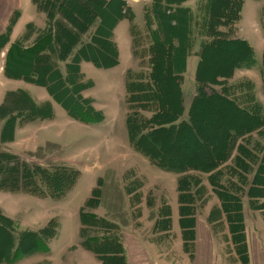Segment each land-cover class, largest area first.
<instances>
[{"label":"trees","instance_id":"16d2710c","mask_svg":"<svg viewBox=\"0 0 264 264\" xmlns=\"http://www.w3.org/2000/svg\"><path fill=\"white\" fill-rule=\"evenodd\" d=\"M185 1L151 0L144 7L143 46L126 0H32L45 15V25L38 28L27 23L21 37L6 51L3 72L8 78L45 87L73 120L100 123L104 115L94 107L92 98L81 93L93 83L82 79L80 62L89 61L97 68L115 66L118 52L112 31L119 20H129L132 54L146 66L140 71L128 69L125 74L129 144L156 167L178 174L179 225L190 258L197 208L209 197L202 183L206 179L218 200L207 214L214 235L221 232L230 242L236 264H250L243 198L247 197L250 210L264 213V111L251 80L229 83L235 68H250L255 63L248 42L232 36L243 0H200L195 13L183 5ZM18 15L15 12L0 33V50L9 42ZM196 37L200 47L195 93L187 118L180 119L184 112L181 83ZM214 56L223 58V63L211 65ZM208 114H220L226 120L211 130ZM53 115L50 102L36 103L24 89L5 93L0 103V191L57 199L75 185L79 170L72 165L44 166L2 148L13 140L18 123L48 120ZM51 145L46 142L30 155L42 158ZM142 184L129 179L121 188L114 171L107 169L79 209L81 245L103 264L107 257L123 254L121 226L130 222L125 195L130 204L139 201ZM115 191L117 199L110 195ZM104 196L113 208L100 216L92 209ZM147 202L152 205V198ZM12 225L0 210V252L6 247L7 263L35 251H48L47 242L56 235L58 222L52 218L39 230H22L16 237ZM170 229L171 210L162 201L152 228L154 239H168Z\"/></svg>","mask_w":264,"mask_h":264},{"label":"rangeland","instance_id":"374dc122","mask_svg":"<svg viewBox=\"0 0 264 264\" xmlns=\"http://www.w3.org/2000/svg\"><path fill=\"white\" fill-rule=\"evenodd\" d=\"M145 1L149 2L150 0ZM243 1L245 4L242 10V18L237 23V26L241 29L243 35L249 38L254 50L256 64L252 69H238L234 76L231 77L230 82H236L243 76L249 77L255 85L257 97L262 101L264 106V72L263 76L261 73V70H264V0ZM127 2L129 5V0ZM131 7L135 14L134 22L138 26L142 44L145 46L143 40L145 39L146 30L143 20L142 3H133ZM21 9L22 17L19 19L14 30L13 37L15 38L23 31L25 24L34 17L33 11H36L30 0H23ZM35 13L43 17L42 13L38 11ZM222 29L224 28L222 27ZM115 40L119 50V61L115 66L96 68L91 63L84 61L81 64V70L85 78L93 82L91 87L84 90V95L93 98L94 107L104 115V120L100 123L86 124L77 120H71L67 116L66 111L51 99L44 87L18 79H6L1 84L2 73H0V99L3 96V88L4 91L22 88L27 90L33 98L49 100L57 110L56 115L50 120L42 121L36 119L27 126L25 125L24 127H27V131L18 134L15 142H12L13 140L10 141L11 144L5 142L7 146L4 145L5 143L2 144V148L19 155L21 159L35 161L44 166L53 163H66L79 170V176L75 185L61 198H45L44 201H41L37 197L24 192L0 191V197H7L2 201L1 205L5 212L16 220L17 230L34 227V224H37L43 217H47L48 215L50 218L55 217L57 219L58 226L60 224L61 228L60 233L52 242V255L58 259L66 253L69 247L76 249V251H85L80 247L74 248V244L78 242L79 238V208L86 198L90 196L92 188L97 184V178L102 176L107 169L114 171L115 179L119 182L121 188H124L129 183V179L136 178L138 180L141 179L144 183L142 191L145 197L153 193L155 197L154 201H156L155 209L149 211V208L146 206V197V204L145 202L143 204L148 208V214L145 215L144 213L137 218L140 221V225L142 224V229L139 231H142L143 235L146 234L147 236V233L151 235L154 220L157 217V210L164 199L171 206L173 219L172 228L169 233L170 237L167 240H170L172 249L176 240L181 243L178 223L176 174L165 172L151 164L144 156L135 152L128 141L125 125L128 112L125 101V73L127 69L140 71L145 69L146 66L143 63L141 64L140 59L132 55L130 23L127 19L124 18L119 21L115 32ZM199 47L200 40L197 38L192 53L188 57L186 71L183 74L182 94L184 112L180 119L187 118V109L195 86L194 72L198 61L197 52ZM220 61L223 63V58L214 56L210 63L211 65L215 63L220 64ZM225 63H227V60H225ZM221 117L222 115L220 114H217V116L215 114H208L207 125L211 130L213 128L217 129L218 125L225 122L226 119L223 118L226 117ZM46 142L54 145L48 147L43 153L44 156L42 158L30 155L38 147L45 146ZM204 181L207 183L206 180ZM106 182L109 184L110 179H107ZM206 190L205 196L212 195L210 194L211 188L209 185L208 187L206 186ZM110 192H112V188ZM116 194L117 192L115 191L110 195H113L117 199ZM105 196L102 198V203L97 208L92 209L97 215L106 216L107 208H113L109 197ZM243 202L246 206V198L243 199ZM12 203L13 205H9ZM115 203L117 204V202ZM129 204V196L125 195L124 207L128 212L130 222L126 226L122 225L121 227H123L125 233L134 232L139 234L135 229H129V224L133 223L136 219V217H133V211ZM14 205L16 207L12 208ZM203 205L205 204L203 203ZM203 205L199 208L203 209ZM151 213H153L152 217H150ZM206 213L203 218L201 217V221L204 218L207 221ZM245 216L247 228L251 232V235L254 233V237L253 235L252 237L259 244L258 246H254V250L258 252V250L262 249L264 257V213L249 211L246 207ZM210 231L212 232V229ZM215 235V240H217V260H215V264H236L235 254L231 249L230 242L223 239L221 232ZM1 238L2 235L0 233V240ZM145 241L149 242L147 237ZM88 254L93 257L92 253L88 252ZM180 255L182 256L175 254V252L172 253L170 247H163L162 253L159 254L160 257L157 255L159 258H156L155 264H189L190 257L187 256L185 250L183 252L181 249ZM39 257H41V253H35L23 258L16 264H34V260ZM253 264L264 263L256 259L253 261Z\"/></svg>","mask_w":264,"mask_h":264},{"label":"crops","instance_id":"0c3cea01","mask_svg":"<svg viewBox=\"0 0 264 264\" xmlns=\"http://www.w3.org/2000/svg\"><path fill=\"white\" fill-rule=\"evenodd\" d=\"M30 1L33 4L32 0H30ZM198 1H200V0H187V1H185L183 3V5L189 7L191 9V11L193 13H195L196 12V5L198 4ZM145 2H146L145 0H142V1L141 0H129V3H130L129 6L131 7V5L133 3H142V11H143L144 7L147 6L151 2V0L149 2H146V3ZM22 3H23V0H0V33H2V32L5 31L6 27L9 24V21H10L11 17L14 15V13L15 12H18L19 13V15L17 16V19H16L15 23L12 26V29H11V32H10V35H9V42L6 44V46L3 48V50H0V73H2V82H1V84H3L6 79H11V78L6 77L4 75V72H3V65H4V61H5V54H6V51H7L8 47H9V45L12 42H14L15 40H17L18 38L21 37V35L25 31V27H26L27 23H33L36 27L41 28V27H43L45 25V22H46L45 15L42 12H39L37 10L36 6L33 4L34 7H35V9H36V11H38L39 13H42L43 14V17L41 15L35 13L36 11L35 12L33 11V16L34 17H32V19L25 24L23 31L20 33V35L17 38L13 37L14 30H15L17 24H18V21L22 17V9H21ZM244 4H245V2L243 1L242 7H241V12H240V18H239V20L242 18V10H243ZM239 20L237 21V23L239 22ZM119 21L115 24V26L113 28V31H112V40L115 42L116 47H117L118 61H119V50H118L117 42L115 40V32H116V28H117V25H118ZM237 23L235 25L236 28H235L234 32L232 33V36L235 37V38H240V39H243V40L247 41L248 44L251 46V48L253 50V47H252V45L250 43L249 38L247 36H244L243 35V33L241 32V29L238 28ZM222 30H225V28L222 29ZM196 39H197V37H196ZM131 42H132V37H131ZM191 53H192V51H191ZM191 53L189 55H191ZM253 54H254V50H253ZM254 59H255V55H254ZM83 61L84 62H89V61H86V60H82L80 62V69H81V64H82ZM187 62H188V58H187ZM255 64H256V59H255L254 65ZM196 65H197V63H196ZM254 65L252 67H250V68H243V67H241V68H235L232 77L234 76L235 72L238 69H246V70H248V69H252L254 67ZM60 68L62 70H64V63H61L60 64ZM186 68H187V65H186ZM195 68H196V66H195ZM81 73L83 74L82 75L83 76V78H82L83 80H90V79H86L85 78L84 73L82 72V70H81ZM230 79H229V83H235V82H230ZM243 79H249V80H251L249 77L243 76L238 81L243 80ZM15 80H17V79H15ZM18 80H23V79H18ZM194 81H195V78H194ZM27 83H29V82H27ZM31 84H33V83H31ZM182 84H183V81L181 83V90H182ZM34 85H36V84H34ZM253 85H254V83H253ZM37 86H39V85H37ZM17 89H22V88H17ZM86 89H88V88H86ZM86 89H84V90H86ZM12 90H16V89H12ZM84 90L81 91V93H82L83 96H85L84 95ZM7 91H11V90H7ZM7 91H4V88H3V93H2L3 96L0 99V103L2 102V98L4 97V95H5V93ZM254 91H255V85H254ZM194 93H195V86H194V90L191 93V99H192V96L194 95ZM255 95H256V92H255ZM31 97H32V95H31ZM85 97H89V96H85ZM182 97H183V94H182ZM256 97H257V95H256ZM257 99L262 104V101L258 97H257ZM33 100L36 103L50 102L49 100H39L38 98H33ZM51 105H52V108H53L54 115H56L57 110L54 107L53 103H51ZM262 107H263V111H264L263 104H262ZM67 116H68V114H67ZM69 118L71 120H73L71 117H69ZM37 120H39V119H37ZM48 120H50V119H48ZM32 122L33 121L27 122V123H18L16 125V127H15L14 139H13L12 142H15L17 140V135L18 134L25 133L27 131V127H24V126L25 125L27 126L29 123H32ZM8 143L11 144V142H8ZM4 145L7 146L6 143ZM138 154H140V153H138ZM140 155H142V154H140ZM160 170H162V169H160ZM163 171H165V170H163ZM165 172H169V171H165ZM170 173H174V172H170ZM174 174H176V173H174ZM177 176H178V174H176V191H177V202H178ZM204 180H206V179H203V181ZM203 181H202V183L205 184L208 187V185H209L208 181L206 180L207 183H205V181L204 182ZM142 183H143V181H142ZM143 184H142V186L139 189V192H140V195H141L140 196V200L139 201H136V202H133V204H129V206L131 207V209H132V211L134 213V216L133 217H136V219L133 221V223L129 224V229H135L136 231L139 232V234L134 233V232L125 233L123 231V227H122L121 228L122 235L120 237V241H121V244H122L123 254H122V256H120V255H117V256L113 255V256L107 257L106 264H155L156 258L158 259L160 257L159 254H161L162 251H163V247H165V248L170 247L171 252L172 253L175 252V254H178L179 256H182V255H180L181 249L184 252L182 235H181V243H180V241L176 240L175 243L173 244V249H172V244L170 245V240H167L166 239V241H165V239H162V240H156V239H154V237L156 236V234H153L152 233V230H151V235L147 233V236H146V234L143 235L142 234V231H139V230L142 229V227H141L142 224L140 225V221L137 218L140 217L144 213H145V215H147L148 214L147 213L148 208H149V211H151V210L155 209L154 206L156 204V201H154V198L155 197H154L153 193L152 194L150 193L149 195L146 196L147 199H148V197L152 198V205H149L148 202L146 204V197L144 196V192L142 191ZM210 194H212V195H210L208 197L207 201L204 203L205 205H203V209L202 208H199V207L197 208V212H196V215H195V226H194V231H195V235L194 236H195V238H194V245H193V257L191 259L189 258V264H215V260H217V252H216V241L217 240H215V235L213 233V230H212V232L210 231V229H212V228H210L211 225L207 221H205V218L202 219V221H201V217L203 218L204 215H205V213L207 212L206 213V218H207V214H208L210 208L213 205L218 204V200L215 197V195L213 194V192H211ZM32 196H35V195H32ZM35 197H37L38 200H41V201H44L45 198H51V197H38V196H35ZM6 198H4L2 196L0 197V210H1V212L6 217H8L9 219L12 220V222H13V225H12V227H13L12 228V233H13V235L15 237L18 235V232H20L22 230H26V229L39 230L44 225H46L47 222L50 219L55 218V217H51L50 218L49 215H48L47 217H43L37 224H34V227L24 228L22 230H17L16 220L12 216H9L5 212L3 206L1 205L2 201L4 199H6ZM244 198H246V201H247V197H244ZM163 201H164V199H163ZM143 202H145V204H146V206L148 208L146 206H144ZM9 205H13V203L12 204H9ZM168 205H169L170 210H171V228H172V223H173V219H172V209H171L170 204H168ZM15 207H16V205H14L12 208H15ZM246 207H247V209L249 211H252V210L249 209L248 203L245 206V204L243 202V212H244V218H245V230H246V234H247V242H248V249H249L250 264H251V262L253 264V261H255L256 259L259 260V261H261L262 263H264V257H263L262 249L261 250H258V252H256L254 250V246L255 245L258 246L259 244H258V242H257V240L255 238L253 239L254 233H252V235H253V237H252L251 232L247 228L246 216H245V209H246ZM253 212H258V211H253ZM178 215H179V202H178ZM178 223H179V218H178ZM179 227H180V225H179ZM60 228H61V225L59 224V226L57 227V233H56V235L52 239L48 240V242H47V245H48V248H49L48 251H35V252H33V253L29 254V255H25V256L19 257V258H17L15 261H13L11 263H7V262H5L6 261V255H7L6 247L5 248L3 247L2 251L0 252V264H16V263H18V261L22 260L23 258L28 257V256H31V255H33L35 253H41V257L35 259L34 260V264H103L102 260L99 259L96 256L95 253H93L91 250H88V249L84 248L81 245L80 235H79V238H78V242L76 244H74V248L80 247L83 250H85L84 252L83 251H76V249H73V248L69 247L66 250V253L61 258L58 259L57 257L53 256L52 255V251H53L52 250V242L58 236V234L60 233ZM79 229H80V227H79ZM180 234H181V227H180ZM250 235H251V240H250ZM146 237L149 240V242L145 241V238ZM147 243H149V245H147ZM88 252L92 253L93 254V257L91 255H89ZM187 256H189V255L187 254ZM254 256H256V257H254Z\"/></svg>","mask_w":264,"mask_h":264}]
</instances>
